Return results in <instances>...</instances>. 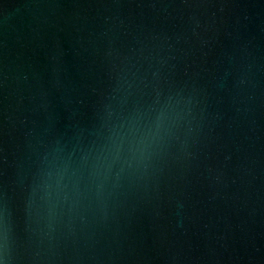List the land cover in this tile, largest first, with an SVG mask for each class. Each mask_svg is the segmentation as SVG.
Here are the masks:
<instances>
[{"label": "water", "instance_id": "obj_1", "mask_svg": "<svg viewBox=\"0 0 264 264\" xmlns=\"http://www.w3.org/2000/svg\"><path fill=\"white\" fill-rule=\"evenodd\" d=\"M0 264H264V0H0Z\"/></svg>", "mask_w": 264, "mask_h": 264}]
</instances>
